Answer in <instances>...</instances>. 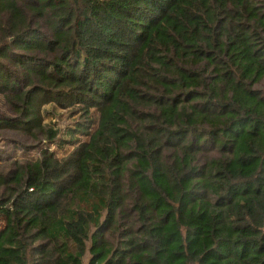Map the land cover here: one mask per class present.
Segmentation results:
<instances>
[{
  "label": "trees",
  "instance_id": "1",
  "mask_svg": "<svg viewBox=\"0 0 264 264\" xmlns=\"http://www.w3.org/2000/svg\"><path fill=\"white\" fill-rule=\"evenodd\" d=\"M0 264H264V0H0Z\"/></svg>",
  "mask_w": 264,
  "mask_h": 264
},
{
  "label": "rangeland",
  "instance_id": "2",
  "mask_svg": "<svg viewBox=\"0 0 264 264\" xmlns=\"http://www.w3.org/2000/svg\"><path fill=\"white\" fill-rule=\"evenodd\" d=\"M47 110L50 111L51 113H53V118L55 119L53 123H58L60 124V126L64 129L67 127H72L73 125H75L78 122L77 118H71L69 116V113H64L62 111H56L54 112L53 109L49 106L47 107ZM67 151H69V149H65L62 150V152H60L59 154L62 156L65 155L67 153Z\"/></svg>",
  "mask_w": 264,
  "mask_h": 264
}]
</instances>
